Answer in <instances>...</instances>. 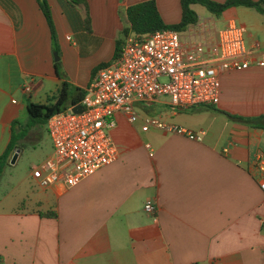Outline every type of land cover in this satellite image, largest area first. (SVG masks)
Segmentation results:
<instances>
[{
  "label": "crops",
  "instance_id": "crops-1",
  "mask_svg": "<svg viewBox=\"0 0 264 264\" xmlns=\"http://www.w3.org/2000/svg\"><path fill=\"white\" fill-rule=\"evenodd\" d=\"M85 1L47 0L59 76L37 0H0V154L30 101L54 103L64 80L65 107L79 100L71 102L115 56L126 7L142 0ZM155 2L164 22L179 21L180 0ZM197 15L181 32L183 46L215 43L219 29L234 20L244 28L251 65L219 72L216 104L175 110L160 96L135 104L143 111L137 109L135 122L116 111L108 131L117 158L76 185L42 187L34 175L35 182H18L22 190H0V264H264V171L254 163L256 155L264 158V118L261 127L228 115H264V65L255 63L264 60V16L242 5ZM145 116L202 139L142 130Z\"/></svg>",
  "mask_w": 264,
  "mask_h": 264
},
{
  "label": "built area",
  "instance_id": "built-area-1",
  "mask_svg": "<svg viewBox=\"0 0 264 264\" xmlns=\"http://www.w3.org/2000/svg\"><path fill=\"white\" fill-rule=\"evenodd\" d=\"M243 33L242 25L229 20L219 29L216 42L208 45L197 43L185 47L181 32L171 28L125 35L118 54L97 69L81 98L48 117L46 129L51 151L31 166L38 184L71 187L112 163L118 150L108 129L114 124L116 111L135 122L139 119L135 104L147 105L160 96H166L175 110L216 104L220 94L219 72L251 65ZM255 63L264 65V60ZM31 86V82H26L22 88L29 92ZM77 104L81 105V111L73 109ZM150 127L193 140L202 139L200 133L157 116L143 118L141 129ZM254 163L264 171L262 155H256ZM260 187L264 191L263 178ZM144 209L154 211L150 202L144 204Z\"/></svg>",
  "mask_w": 264,
  "mask_h": 264
},
{
  "label": "trees",
  "instance_id": "trees-1",
  "mask_svg": "<svg viewBox=\"0 0 264 264\" xmlns=\"http://www.w3.org/2000/svg\"><path fill=\"white\" fill-rule=\"evenodd\" d=\"M70 1L73 4H83L86 6L85 0ZM37 2L50 29L51 39L53 42V51H55L59 57L60 53L56 42L55 25L51 15L50 7L47 3V0H37ZM193 3H198L204 6L206 10L214 16H219L223 10L230 6L239 5L252 7L264 16V0H180L181 17L179 21L174 23H166L159 14L155 0H142L126 7L127 25L122 28L120 35L116 39L117 45L115 55L118 54L123 37L130 32L145 34L162 28H171L180 32L184 31L189 24L196 23L198 20L197 13L191 7V4ZM54 66L57 74L59 76H63L64 72L61 69V62L59 58L54 61ZM67 88L68 83L64 80L61 84L58 99L54 103L44 104L30 101L27 104L28 117L26 122L20 123L17 120L12 122L10 140L7 143L4 151L0 154V176L3 173L5 166L8 165L13 152L20 146H23L29 132L37 129V127H41V124H46L49 116L65 108L64 104L67 101ZM78 94L79 95L76 98H73L71 102H73L75 99L81 98L80 90H78ZM228 115L235 119L263 127V124L260 123V121L264 118V115H260L259 117L255 118L243 117L230 113ZM51 214L55 213L51 212Z\"/></svg>",
  "mask_w": 264,
  "mask_h": 264
},
{
  "label": "rangeland",
  "instance_id": "rangeland-1",
  "mask_svg": "<svg viewBox=\"0 0 264 264\" xmlns=\"http://www.w3.org/2000/svg\"><path fill=\"white\" fill-rule=\"evenodd\" d=\"M195 8L198 14L208 15V12L202 5L195 4ZM138 111L143 113L141 108ZM26 120L27 118L21 122L24 123ZM27 140L24 141L23 146L17 148L19 150L17 151L15 161L11 163L10 159L8 165L5 166L0 176V190H9L14 185L16 186V190H22L23 184L18 185V182L26 178H29L30 182H35L36 178L31 174L30 167L32 164L42 161L51 151V139L47 132L46 124H41V127L33 130L28 135ZM16 150L13 152L12 157L16 153Z\"/></svg>",
  "mask_w": 264,
  "mask_h": 264
},
{
  "label": "water",
  "instance_id": "water-1",
  "mask_svg": "<svg viewBox=\"0 0 264 264\" xmlns=\"http://www.w3.org/2000/svg\"><path fill=\"white\" fill-rule=\"evenodd\" d=\"M53 55H54V58H55V59H58V56H57V53H56V52H53ZM73 109H74L75 111H81L82 107H81L80 104H77L76 106H74ZM18 150H19V149L16 150V153H15V154L13 155V157L11 158V163L14 162Z\"/></svg>",
  "mask_w": 264,
  "mask_h": 264
}]
</instances>
